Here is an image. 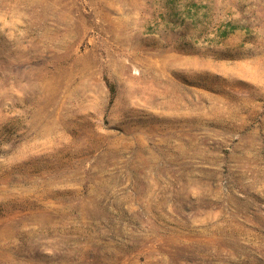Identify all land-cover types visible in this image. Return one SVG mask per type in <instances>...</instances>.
<instances>
[{
  "label": "rangeland",
  "instance_id": "rangeland-1",
  "mask_svg": "<svg viewBox=\"0 0 264 264\" xmlns=\"http://www.w3.org/2000/svg\"><path fill=\"white\" fill-rule=\"evenodd\" d=\"M0 264H264V0H0Z\"/></svg>",
  "mask_w": 264,
  "mask_h": 264
},
{
  "label": "trees",
  "instance_id": "trees-1",
  "mask_svg": "<svg viewBox=\"0 0 264 264\" xmlns=\"http://www.w3.org/2000/svg\"><path fill=\"white\" fill-rule=\"evenodd\" d=\"M112 89V88H111Z\"/></svg>",
  "mask_w": 264,
  "mask_h": 264
}]
</instances>
